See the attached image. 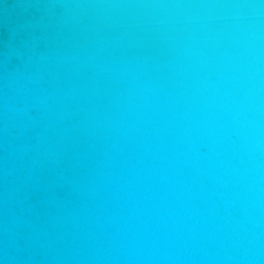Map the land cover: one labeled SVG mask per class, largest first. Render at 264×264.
<instances>
[{"label":"water","instance_id":"1","mask_svg":"<svg viewBox=\"0 0 264 264\" xmlns=\"http://www.w3.org/2000/svg\"><path fill=\"white\" fill-rule=\"evenodd\" d=\"M0 264H264V0H0Z\"/></svg>","mask_w":264,"mask_h":264}]
</instances>
